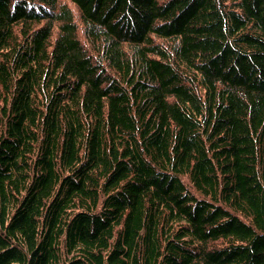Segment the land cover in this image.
I'll return each instance as SVG.
<instances>
[{
  "label": "trees",
  "instance_id": "1",
  "mask_svg": "<svg viewBox=\"0 0 264 264\" xmlns=\"http://www.w3.org/2000/svg\"><path fill=\"white\" fill-rule=\"evenodd\" d=\"M0 264H264V0H0Z\"/></svg>",
  "mask_w": 264,
  "mask_h": 264
},
{
  "label": "rangeland",
  "instance_id": "2",
  "mask_svg": "<svg viewBox=\"0 0 264 264\" xmlns=\"http://www.w3.org/2000/svg\"><path fill=\"white\" fill-rule=\"evenodd\" d=\"M69 5H71V3L68 1Z\"/></svg>",
  "mask_w": 264,
  "mask_h": 264
}]
</instances>
